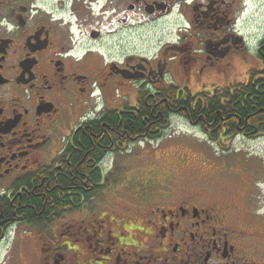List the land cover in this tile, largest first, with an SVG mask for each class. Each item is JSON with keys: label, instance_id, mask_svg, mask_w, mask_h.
<instances>
[{"label": "flooded vegetation", "instance_id": "1", "mask_svg": "<svg viewBox=\"0 0 264 264\" xmlns=\"http://www.w3.org/2000/svg\"><path fill=\"white\" fill-rule=\"evenodd\" d=\"M263 47L264 0H0V263L19 243V264H264V231L237 206L192 186L113 183L126 144L54 209L23 205L71 172L86 130L133 107L113 108L119 95L214 93Z\"/></svg>", "mask_w": 264, "mask_h": 264}, {"label": "rangeland", "instance_id": "2", "mask_svg": "<svg viewBox=\"0 0 264 264\" xmlns=\"http://www.w3.org/2000/svg\"><path fill=\"white\" fill-rule=\"evenodd\" d=\"M236 64L226 78L228 86L246 82L251 69L262 68L257 57ZM192 91L198 90L192 87ZM127 95H119L113 108L135 106L137 90ZM110 161L115 162L113 183L127 184L134 193L157 191L172 184L192 186L207 191L225 205L237 206L234 216L238 221L248 219L254 222L252 230L264 231V135H239L212 142L199 127L174 115L163 137L127 145L117 155H111ZM27 241L24 237L21 244ZM19 250L18 243L4 264H19Z\"/></svg>", "mask_w": 264, "mask_h": 264}, {"label": "trees", "instance_id": "3", "mask_svg": "<svg viewBox=\"0 0 264 264\" xmlns=\"http://www.w3.org/2000/svg\"><path fill=\"white\" fill-rule=\"evenodd\" d=\"M261 59L262 68L251 69L246 82L214 93H194L175 85L156 92L144 90L139 92L136 106L110 111L104 119L106 125L86 130L79 138L80 150L75 151L71 160L70 173L62 175L58 182L53 179V184L47 188L45 182L39 196L31 192L26 194L23 205L28 208L30 217L38 216L34 209L38 212L54 209L58 196L69 191L68 188L81 186L88 178L98 179L99 171L93 165L98 164L113 146H117L119 152L124 144L163 137L174 115L199 127L212 142L239 135L249 138L264 135V47ZM52 186L58 195L48 192ZM6 210L12 214L15 208L9 206Z\"/></svg>", "mask_w": 264, "mask_h": 264}]
</instances>
